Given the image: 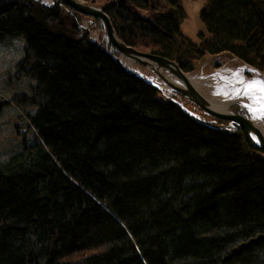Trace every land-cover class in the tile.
Segmentation results:
<instances>
[{"label": "trees", "instance_id": "obj_1", "mask_svg": "<svg viewBox=\"0 0 264 264\" xmlns=\"http://www.w3.org/2000/svg\"><path fill=\"white\" fill-rule=\"evenodd\" d=\"M100 7L183 71L223 52L264 71V0H206L199 43L179 0ZM82 20L62 0H0V41L24 39L35 81L11 97L33 107L34 143L0 161V264H264V152L161 98Z\"/></svg>", "mask_w": 264, "mask_h": 264}, {"label": "rangeland", "instance_id": "obj_2", "mask_svg": "<svg viewBox=\"0 0 264 264\" xmlns=\"http://www.w3.org/2000/svg\"><path fill=\"white\" fill-rule=\"evenodd\" d=\"M45 5H51L53 0H40ZM105 0H95L92 4L96 7L103 5ZM86 2V1H85ZM206 0H179V3L183 9L184 16L180 20L179 32L180 35L185 37L193 43H199L203 39L208 38V33L200 21V11L204 7ZM87 3V2H86ZM89 4V3H88ZM101 8V7H100ZM101 26V25H100ZM96 25L89 17L83 15V20L80 22V27L89 32V36L92 41L101 43L107 42L106 36L102 30V27ZM202 34V37L201 35ZM203 38V39H202ZM24 39L22 37H11L3 41H0V161H6L13 153L23 149V142L27 145L34 143L33 131L25 125L26 116L23 115L25 110L30 113L34 111L32 108H24L20 104H14L11 101V97L17 93H29V86L34 84V79L29 76L20 73L18 63L24 56ZM113 49V48H112ZM114 50V49H113ZM138 50V49H137ZM115 51V50H114ZM143 51V50H140ZM145 52H149L144 50ZM117 56V54H116ZM115 56V57H116ZM133 71L142 72L150 76L153 81L160 82L159 78L148 68L141 67L133 62H128ZM129 68V69H130ZM245 66H242L237 60L233 59L229 54L220 55H206L201 61L198 62L196 68L192 71H184L192 78H208L210 75L221 72V76L226 77L227 83L214 84L211 88H200L199 90L206 96L223 95L226 96L228 92L236 93L239 78L244 81L251 79L252 76L257 73L254 71L247 72ZM252 68V67H251ZM256 68V67H255ZM244 69V70H243ZM260 72L264 71L257 68ZM258 71V73H259ZM225 73H232L226 75ZM215 78L214 81H217ZM256 81V80H254ZM251 83V81L249 82ZM245 85V82H243ZM250 86H254L250 85ZM249 86V87H250ZM244 87H241L243 90ZM160 97L163 98L161 92ZM172 94V95H171ZM168 95L181 102L188 111L192 113V117L205 123L215 126H227V121L217 119L213 116L207 115L191 101L186 99L183 95L175 93L174 91L168 92ZM252 95H243L241 100H237L231 104L229 110L240 113L251 119L253 114L249 111V107L259 109L261 105H264V97L258 96L254 100L250 101ZM25 116V117H24ZM261 125L264 124V119H254ZM264 126V125H262Z\"/></svg>", "mask_w": 264, "mask_h": 264}, {"label": "water", "instance_id": "obj_3", "mask_svg": "<svg viewBox=\"0 0 264 264\" xmlns=\"http://www.w3.org/2000/svg\"><path fill=\"white\" fill-rule=\"evenodd\" d=\"M62 1L67 7L73 9L74 11L80 13L81 15L87 16L89 18H93L99 22L108 43L117 52V56L115 57L116 63L120 65L125 71L141 78L146 83L151 84L159 92H161L162 96L165 99L176 103L183 111H185L190 116H193L192 113L188 111L181 102L169 96L168 92L174 91L175 93H179L183 95L186 99L191 101L194 105H196L207 115L213 116L223 121H227V126H223V127L215 126L205 123L204 121L201 120L199 121L226 132H234L236 130L241 129L247 135L251 143L257 149L264 152V135H263L264 133L262 132V128L264 129V126L262 125L264 124L261 125L260 123L256 122L254 119H251L240 113H236L229 110V107L231 105L228 107L227 111H218L212 108L211 103L196 90L193 84L189 81L188 75L180 68V66L175 61L151 52L137 50L136 48L132 47L131 45H128L123 40H121L112 25L110 17L106 14V12H104L102 8L96 7L92 4H88L83 0H62ZM223 53L229 54L226 52ZM223 53H219L215 55H220ZM229 56H231L233 59L241 63L242 66H245L246 68L244 69L247 70V72L253 73L255 71L257 73L256 75L252 76L251 79H247L246 81H244L242 78H239L240 82L238 83V85L236 84V86H238L236 88H238L239 90V91L237 90L238 92L237 100H241L243 92L246 90L247 87L254 84L252 83L254 80L260 81L261 83L259 84H261V86L264 88V73L257 70V68H255L254 66L246 62H243L242 60H240L239 58H237L232 54H229ZM120 57L128 60V62L130 63L133 62L135 64L142 65L144 68H148L159 78L160 82L153 81L145 75L127 69L120 62ZM166 74L178 80L180 84H177L174 81H172ZM225 74L229 75L232 73H225ZM215 78H218L217 81L216 80L214 81ZM224 78L228 79L226 77L221 76V72H217V74L210 75L208 76V78H204V80L211 79V82L213 84H224L227 83V81ZM250 81L251 83H249ZM243 82H245V85H243ZM241 87H244L243 90L241 89ZM233 94H234L233 92H228L226 96L228 97V95L231 96ZM237 100L233 101L232 104L235 103ZM256 125H258L260 129L256 127Z\"/></svg>", "mask_w": 264, "mask_h": 264}, {"label": "bare ground", "instance_id": "obj_4", "mask_svg": "<svg viewBox=\"0 0 264 264\" xmlns=\"http://www.w3.org/2000/svg\"><path fill=\"white\" fill-rule=\"evenodd\" d=\"M69 9H71V8H69ZM71 10H73V9H71ZM107 43H108V41H107ZM116 54H117V52H116ZM114 59H115V57H114ZM120 62L127 69H129L130 67H132V65L129 66L128 60H126V59H124L122 57H120ZM129 70L133 71L131 68ZM135 72H137V71H135ZM137 73H140L142 75H145L148 78H150L151 80L154 79V78H151L150 76H148L147 74H144L142 72H137ZM166 75H168V74H166ZM168 77L172 81H174L175 83L180 84L178 82V80H176L175 78L171 77L170 75H168ZM188 79L193 84V86L196 88V90L200 94H202L211 103L212 108H214V109H216L218 111H227L228 107L232 104V102L235 101V100H237L238 92L236 94L234 93L233 94L234 96L233 95H231V96L228 95V97L227 96H222V95H214V96H206V95H204V93H202L199 89L204 87V91L203 92H205V88H211V87H213L212 85H214V84L211 82V79L204 80V78H199V79L196 78V77L195 78H192L189 75H188ZM243 95H252L254 98H256L258 96H262L263 97L264 96V88L261 86V84H256L254 86L247 87L246 90L243 92L242 96ZM251 100H254V99L253 98H250V101ZM256 127H258L260 129V127L258 125H256ZM262 132L264 133V129L263 128H262Z\"/></svg>", "mask_w": 264, "mask_h": 264}, {"label": "snow or ice", "instance_id": "obj_5", "mask_svg": "<svg viewBox=\"0 0 264 264\" xmlns=\"http://www.w3.org/2000/svg\"><path fill=\"white\" fill-rule=\"evenodd\" d=\"M252 83L259 84L261 82L260 81H253ZM252 98L255 99L254 97H252ZM246 107H249V111L252 112V114H253L252 118L253 119H264V105H261L259 109L253 108V107L248 106V105H246Z\"/></svg>", "mask_w": 264, "mask_h": 264}, {"label": "built area", "instance_id": "obj_6", "mask_svg": "<svg viewBox=\"0 0 264 264\" xmlns=\"http://www.w3.org/2000/svg\"><path fill=\"white\" fill-rule=\"evenodd\" d=\"M142 67V66H141Z\"/></svg>", "mask_w": 264, "mask_h": 264}]
</instances>
